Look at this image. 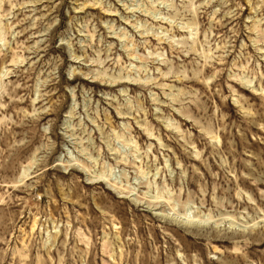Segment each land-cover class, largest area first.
Returning <instances> with one entry per match:
<instances>
[{
  "label": "rangeland",
  "instance_id": "rangeland-1",
  "mask_svg": "<svg viewBox=\"0 0 264 264\" xmlns=\"http://www.w3.org/2000/svg\"><path fill=\"white\" fill-rule=\"evenodd\" d=\"M0 264H264V0H0Z\"/></svg>",
  "mask_w": 264,
  "mask_h": 264
}]
</instances>
